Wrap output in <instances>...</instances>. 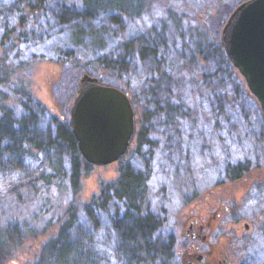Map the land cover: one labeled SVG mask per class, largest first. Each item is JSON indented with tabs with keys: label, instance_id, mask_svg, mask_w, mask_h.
I'll list each match as a JSON object with an SVG mask.
<instances>
[{
	"label": "trees",
	"instance_id": "obj_1",
	"mask_svg": "<svg viewBox=\"0 0 264 264\" xmlns=\"http://www.w3.org/2000/svg\"><path fill=\"white\" fill-rule=\"evenodd\" d=\"M148 1L17 0L0 10V174H34L44 184L64 180L74 196L82 168L90 165L78 151L68 109L53 113L30 88L29 74L42 62L57 66L59 79L86 73L125 88L136 116L134 153L143 166L163 140L167 156L179 152L183 160L190 158L193 133L184 128L198 126L194 98L205 107L202 123L213 118L215 128H226L230 116L246 120L241 112L222 115L225 105L242 111L248 104L257 111L259 104L221 39L217 46L192 39L181 19L171 15L158 29L132 30ZM174 59L178 62L171 64ZM225 84L233 100L216 91ZM76 90L75 84L72 95ZM257 119L264 127L259 111ZM232 169L240 176L249 167L239 163ZM121 173L88 202L70 204L58 232L30 264H178L180 243L166 225L167 214L149 207V176L130 164ZM29 231L18 225L0 228V264L27 236L37 237Z\"/></svg>",
	"mask_w": 264,
	"mask_h": 264
},
{
	"label": "rangeland",
	"instance_id": "obj_2",
	"mask_svg": "<svg viewBox=\"0 0 264 264\" xmlns=\"http://www.w3.org/2000/svg\"><path fill=\"white\" fill-rule=\"evenodd\" d=\"M16 1L0 0V10L9 9ZM148 2L149 7L146 6L140 17L136 18L132 30L141 33V30L158 29L159 22H167V15H171L174 19H181L182 30L194 35L192 39L202 38L217 46L223 25L240 0ZM169 31L172 32L171 27ZM177 62L171 60V64ZM192 72L195 73V68ZM81 75L76 78L72 73L59 79L58 67L52 62H42L34 66L28 82L33 93L53 113L58 114L63 108L68 109L70 115ZM241 79L251 96L242 76ZM75 84L76 94L72 95ZM216 91L227 93L233 100L232 94H229V84L218 87ZM204 98L209 99V94L206 93ZM192 104L197 107L199 120L196 129L188 130V126L184 128L188 133H193L190 142L193 151L186 160L182 159L179 152L167 156L168 150L163 140L158 148H154L146 166H143V159L137 158L134 153L136 144L132 138L126 153L118 161L103 166L90 164L88 168H82L80 189L74 196L64 180L44 184L34 174H0V228L18 225L24 228L26 234L31 232L30 229L37 236H27L6 264H30L43 243L58 232L67 207L70 204L79 206L92 196L99 195L101 186L116 181L128 164L135 169L145 170L149 176V207L155 212L162 210L167 214L166 225L174 234L179 223L191 214H198L200 207H216L220 198L230 197L238 201L233 210L220 219L216 244L226 249V256L217 264H264V182L248 186L264 176V127L258 124L257 111L263 116L264 113L260 105H255L257 111L248 104L244 105L242 111L238 106L231 108L225 105L222 115L232 112L238 115L241 112L246 120L230 116L226 128H215L213 118L209 124L202 123L201 117L206 113L204 105L196 98ZM201 144L205 146L203 150ZM239 163H246L249 170L243 175L234 176L238 170L230 168ZM242 179L246 182L245 188ZM238 187L240 191L236 190ZM188 256L182 257L178 253V264H192Z\"/></svg>",
	"mask_w": 264,
	"mask_h": 264
},
{
	"label": "water",
	"instance_id": "obj_3",
	"mask_svg": "<svg viewBox=\"0 0 264 264\" xmlns=\"http://www.w3.org/2000/svg\"><path fill=\"white\" fill-rule=\"evenodd\" d=\"M221 40L264 113V0L237 4L223 25ZM79 84L69 121L82 159L96 166L118 161L136 128L128 93L86 73Z\"/></svg>",
	"mask_w": 264,
	"mask_h": 264
},
{
	"label": "flooded vegetation",
	"instance_id": "obj_4",
	"mask_svg": "<svg viewBox=\"0 0 264 264\" xmlns=\"http://www.w3.org/2000/svg\"><path fill=\"white\" fill-rule=\"evenodd\" d=\"M262 165L263 163L260 167ZM232 180L234 181V179ZM263 182L264 176L248 186ZM242 184L245 188L246 182L244 179H242ZM236 190L240 191V188L238 187ZM220 202L222 203L220 204ZM237 202L230 197L220 198L216 207L211 208V205L200 207L197 211L198 214H191L185 220H182L175 231L180 243L177 253L182 257L189 255V263L192 262V264H217L221 258L226 256V249L222 248L220 244H216L218 241L216 231L220 227L222 215L230 213ZM191 254L193 256H190Z\"/></svg>",
	"mask_w": 264,
	"mask_h": 264
}]
</instances>
